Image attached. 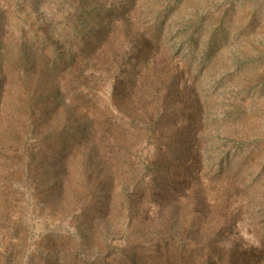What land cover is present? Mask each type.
Wrapping results in <instances>:
<instances>
[{"label": "rangeland", "instance_id": "1", "mask_svg": "<svg viewBox=\"0 0 264 264\" xmlns=\"http://www.w3.org/2000/svg\"><path fill=\"white\" fill-rule=\"evenodd\" d=\"M121 5L127 21L92 39L98 10ZM86 40L80 99L57 67ZM89 122L115 147L103 171L78 140ZM255 254L264 264V0H0V264Z\"/></svg>", "mask_w": 264, "mask_h": 264}, {"label": "trees", "instance_id": "2", "mask_svg": "<svg viewBox=\"0 0 264 264\" xmlns=\"http://www.w3.org/2000/svg\"><path fill=\"white\" fill-rule=\"evenodd\" d=\"M98 13V16L95 20L93 19V21H91L90 25H89V32L91 33V37L92 39L96 40L98 43H102L104 41H109V39L112 36V32L114 29H112L110 27L111 22H123L126 20V11L127 8L126 6H122L117 9V7H111V8H107V7H103L102 9L100 8ZM127 21V20H126ZM88 32V33H89ZM89 40L85 41V46L80 50V55L79 57H76L74 59V61L69 62L66 65H59L57 67V71L60 70L62 71L64 68L68 69L69 68H73V79H71L70 84L66 85V88L71 89L72 92H74V96L77 95V97H79L80 99L83 97V93L81 91V89L83 88L82 85H78L80 84L79 82L83 81V74H79L82 72V70L84 69L85 65H86V60L83 61L84 59H86L90 54H91V50L89 49L88 45H89ZM85 63V64H84ZM60 64H65V63H60ZM71 64V65H70ZM74 65V66H72ZM51 72H54V68L49 69ZM42 92L47 95L48 93L52 94V97L50 99H59L60 97V93H61V88L59 87L58 89H56L55 87H50L47 88L46 90H42ZM40 98H42V96H39ZM45 102H50V100L46 99ZM51 103V102H50ZM59 105V101H55V105H52L51 103V107L53 106V109H49L50 107H48V109L45 106L46 111H52L54 110L55 107H58ZM188 107L186 106L184 109H181L182 115L184 117L185 115V109H187ZM69 110H70V114L72 112L75 111V109L73 108V106H69ZM68 110V112H69ZM182 117V121L184 122ZM196 120H197V113L194 112H189V115L187 117V121L189 122L188 128L191 131H194L195 128H197L196 125ZM91 122H89L88 124H80L79 125V133L81 134V137L78 138L79 142L81 143V145L84 147V152L87 154V159H86V164L90 167L94 166L95 161H97V165L100 167V171H103L105 168V164L109 163L112 159H114V156L111 157V151L115 150V147H112L113 145L111 143V140H109V138H104V134H102L101 129L98 128H94L91 124ZM88 131V132H87ZM96 132L97 134L99 133V137L96 136ZM92 133V134H91ZM102 134V136H101ZM187 133H182V137H184ZM100 137H102L100 139ZM109 140V141H108ZM195 147L197 148V150L200 149L199 145L196 144ZM194 152L192 151V154ZM190 154V155H192ZM200 161V159L198 160ZM62 168L63 164L60 165ZM62 170V169H61ZM60 170V171H61ZM59 171V172H60ZM177 172V171H176ZM178 173V172H177ZM64 176L62 173L59 176V179H57L56 181H59L60 178ZM181 176V175H179ZM176 179V178H175ZM177 179H182L177 178ZM174 185L177 184L176 181H173ZM102 184V182L100 183ZM165 195H161L160 198L164 199L162 200L161 206H163L161 208V210L164 209V207H166L167 205L170 204V196H172L173 194L171 192H165ZM238 253L236 251H233L232 257L235 258L236 255ZM138 258H132L131 262L136 264V262L139 260H137ZM262 260V255H258L255 254L254 256L250 255V257H245L244 259V264H252L253 261L259 263Z\"/></svg>", "mask_w": 264, "mask_h": 264}]
</instances>
